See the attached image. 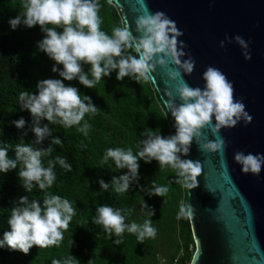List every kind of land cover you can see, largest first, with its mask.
I'll use <instances>...</instances> for the list:
<instances>
[{
  "label": "clouds",
  "instance_id": "9594fccd",
  "mask_svg": "<svg viewBox=\"0 0 264 264\" xmlns=\"http://www.w3.org/2000/svg\"><path fill=\"white\" fill-rule=\"evenodd\" d=\"M99 8V0H22V11L9 20L12 30L21 25L29 29L40 27L44 35L37 43V48L55 62L52 71L62 78L40 80L35 93L25 90L19 95L20 109L31 114L29 128L35 140L26 143L23 139L28 135L23 131L27 121L21 117L12 121L22 133L20 142L13 146L14 157L9 156L7 146L0 147V173L6 175L19 165L18 180L27 193L32 192L34 186L42 191L51 188L56 180V164L69 170L71 168L66 158L59 155L54 160L50 159L47 167L44 166L43 157L51 156L52 145L63 143L58 136H53L49 125H60L65 129L79 126L86 114H95L98 110L90 96L81 94L78 88L66 85L64 81L78 80L85 88L93 89L113 72H116L118 81L130 78L135 82H154L153 72L158 66L168 70L172 78L181 76L180 69L191 74L195 68V61L191 58L180 59L186 55L183 50L186 45L179 40L183 33L165 13L156 12L139 17L136 21V36L126 25L114 27L109 35L101 30ZM58 28L62 30L58 31ZM226 39L229 43L234 39L244 49L245 59H251L244 38L236 35ZM220 46L225 47L224 41H221ZM170 63L178 67L169 69ZM84 65L90 66L87 72L84 71ZM58 66H62V70ZM203 80V88H193L184 82L177 89L182 101L179 105L173 96L168 101L169 112L175 121L174 135L164 137L159 129L147 128L141 133L143 139L135 154L131 148H108L105 151L102 163L106 164L111 159L116 168L128 171L118 177L113 176L110 184L100 179L98 183L101 190L108 191L111 187L117 193L129 191L130 186L139 181L141 160L145 163L156 161L160 168L169 166L178 170L176 182L184 187H192L189 180H194L200 172V162L181 157L189 155L194 138L199 143L201 130L212 126L216 134L221 128L235 127L241 120L245 123H251L252 120L242 100L234 99V86L224 73L208 66L203 73ZM45 120L47 124L43 123ZM89 127L85 122L77 130L87 135ZM49 138L51 146L48 148L33 146L42 145ZM224 146V139L218 138L203 143L202 150L222 152ZM234 160L241 165L243 173H259L264 165V154L236 152ZM146 191L149 196L161 197L168 192V188L153 182ZM125 212L103 204L96 208L93 222L117 237L125 231L135 234L141 242L156 236L151 219L142 224H126ZM74 215L72 202L59 195L46 193L42 204L35 199L29 200L28 195L20 197L10 209L7 220L10 230L4 232L0 248L6 246L27 255L33 247L55 245L63 239V233L69 228ZM148 215L154 216L155 210L150 208ZM186 215H189V209L181 203L177 218ZM115 243L118 245L121 241L116 240ZM73 259L75 257L67 258L63 264H73ZM53 264L62 262L54 260Z\"/></svg>",
  "mask_w": 264,
  "mask_h": 264
},
{
  "label": "trees",
  "instance_id": "16d2710c",
  "mask_svg": "<svg viewBox=\"0 0 264 264\" xmlns=\"http://www.w3.org/2000/svg\"><path fill=\"white\" fill-rule=\"evenodd\" d=\"M99 5L101 30L111 35L114 27L124 26L118 8L107 0H99ZM21 11L22 0H0V147L7 146L10 157H14L13 146L22 138L21 130L12 121L23 117L27 121L23 131L28 133L23 139L26 143L35 140L29 128L31 114L19 106L20 93L25 90L35 93L40 80L62 79L52 71L55 62L37 48L44 35L39 26L29 29L21 25L16 30L11 29L9 20ZM58 67L62 70V66ZM83 67L87 72L90 66ZM64 83L90 96L98 110L95 114H86L79 126L65 129L60 125H49L53 136H58L63 143L52 145L51 156L43 157L44 166L58 155L71 165L69 170L56 164V180L51 188L42 191L34 186L32 192L27 193L18 180L19 165L6 175L0 173V240L4 232L10 230L7 225L10 209L20 197L28 195L29 200L35 199L42 204L46 193L59 195L72 202L75 215L57 244L33 247L27 255L5 246L0 248V264H53L54 260L63 264L70 257H75L73 264H89V261L91 264H158L159 254L166 251L170 254L165 264H173L176 259L178 264H190L196 247L188 215L177 218L181 203L188 208L187 187L176 182L178 170L169 166L160 168L156 161L145 163L141 160L139 181L133 183L129 191L117 193L111 187L103 191L98 183L103 179L110 184L113 176L128 171L116 168L111 159L102 163L108 148H131L135 154L143 139L141 133L147 128L159 129L164 137L175 134L151 80L135 82L125 78L118 81L113 72L93 89L85 88L78 80ZM85 122L90 126L87 135L77 130ZM33 146L48 148L51 138L42 145ZM153 182L167 187L168 192L161 197L149 196L146 189H150ZM103 204L126 210V224H142L151 219L156 236L141 242L127 231L119 237L114 233L110 235L103 226L93 222L96 208ZM146 204L155 210L154 216L148 215L150 208ZM116 240L121 243L117 245Z\"/></svg>",
  "mask_w": 264,
  "mask_h": 264
},
{
  "label": "water",
  "instance_id": "95a60500",
  "mask_svg": "<svg viewBox=\"0 0 264 264\" xmlns=\"http://www.w3.org/2000/svg\"><path fill=\"white\" fill-rule=\"evenodd\" d=\"M122 12L124 25L137 35L139 17L165 13L183 33L179 40L195 68L191 74L180 69L172 78L157 67L152 82L175 130L168 109L172 96L182 101L177 89L186 82L203 88L208 66L219 69L234 86V99L242 100L251 123L241 120L233 128L212 126L194 138L188 156L200 162V172L187 187L189 220L195 242L190 264H264V165L259 173H243L234 160L236 152L264 154V0H107ZM236 35L248 43L251 59L235 42ZM231 42H228V39ZM224 41L225 47H221ZM178 66L169 64V69ZM215 121L213 120V126ZM218 135V136H217ZM223 138V151H204L202 144Z\"/></svg>",
  "mask_w": 264,
  "mask_h": 264
},
{
  "label": "rangeland",
  "instance_id": "374dc122",
  "mask_svg": "<svg viewBox=\"0 0 264 264\" xmlns=\"http://www.w3.org/2000/svg\"><path fill=\"white\" fill-rule=\"evenodd\" d=\"M170 254L169 251H166V252H163V253H160L159 256H158V264H165L166 260H167V255Z\"/></svg>",
  "mask_w": 264,
  "mask_h": 264
},
{
  "label": "built area",
  "instance_id": "2783aa9c",
  "mask_svg": "<svg viewBox=\"0 0 264 264\" xmlns=\"http://www.w3.org/2000/svg\"><path fill=\"white\" fill-rule=\"evenodd\" d=\"M173 264H178V259L175 260V262Z\"/></svg>",
  "mask_w": 264,
  "mask_h": 264
}]
</instances>
